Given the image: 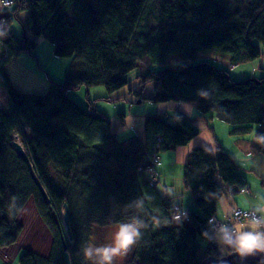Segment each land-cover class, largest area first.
<instances>
[{"label":"trees","instance_id":"obj_1","mask_svg":"<svg viewBox=\"0 0 264 264\" xmlns=\"http://www.w3.org/2000/svg\"><path fill=\"white\" fill-rule=\"evenodd\" d=\"M13 1L0 16L6 55L0 61V85L9 97L8 111L0 108V247L18 240L23 229L19 220L32 200L51 245L47 256L26 249L21 264H67L68 250L72 264H86L81 211L91 231L137 225L135 242L122 251L124 264H202L208 257H222L216 244L206 248L209 220L221 198L247 188L238 161L222 149L211 154L194 148L183 185L194 195L195 209L171 205L173 198L161 194L159 177L149 169L161 152L192 143L199 135L194 120L180 110L165 109L146 118L144 138L120 141L115 118L101 112L95 101L192 103L203 117L225 121L240 134L259 125L251 147L264 155V76L234 80L227 70L198 56L199 51L232 55L233 67L261 58L264 0ZM26 11L28 17L20 21ZM15 21L27 38L10 32ZM39 37L54 43L55 55L72 59L75 66L65 82H51L46 93L27 94L12 84L3 64L22 52L33 54ZM145 56L160 70L150 69L130 83L128 76ZM150 83L152 95L144 91ZM82 87L89 90L88 108L69 96ZM93 87L108 94L92 100ZM117 116L125 125L126 115ZM17 134L47 199L17 155ZM66 205L73 242L63 223ZM176 207L183 214L180 219ZM227 247L234 252V244Z\"/></svg>","mask_w":264,"mask_h":264},{"label":"rangeland","instance_id":"obj_2","mask_svg":"<svg viewBox=\"0 0 264 264\" xmlns=\"http://www.w3.org/2000/svg\"><path fill=\"white\" fill-rule=\"evenodd\" d=\"M5 8L8 7H3L2 6V1L0 0V9L4 10ZM8 9H5L4 12H7ZM28 17V12H23L20 15V21H25L26 18ZM32 26L33 24L30 23ZM10 32L12 34H17L19 35V38H25V32L22 24L19 21H15V23L11 26ZM14 34V35H15ZM26 34L29 35V37H32L34 34L31 32L30 29L26 31ZM39 45L35 51H33V54L27 52H22L21 53V63L22 66L27 69V71L31 72L32 77L37 81V87L34 88H24L25 93H46L48 89H50V83H58L61 84L65 82L68 71L70 70L72 64L66 63L68 59L64 58H58L55 55L54 49L55 45L54 43L50 41H46L42 37L38 38ZM4 43H0V61L1 63L3 62L5 58V54L3 53V48L2 46ZM5 46V45H4ZM53 48V49H52ZM262 49V57L256 60H253L252 62H241L236 64L235 67L231 65L232 62V55H228L225 53H216L214 51H199L198 56L199 60H210L211 63H213L216 66L221 67L224 70H227L229 72V75L234 79L238 81H242L244 79H249V78H262L264 76V48L261 47ZM51 49V51H50ZM40 54V56H39ZM5 55V56H4ZM176 57V55H174ZM41 57V58H40ZM171 57V56H170ZM27 58V59H25ZM23 59L25 60L23 61ZM144 60L140 62L139 67L135 69L134 72H132L128 76V81L130 83L134 82L137 76L139 74H146L148 70L153 69V70H160L161 66H154L151 65L152 63L150 62V59H148L147 56L143 58ZM66 60V61H65ZM72 60V59H71ZM174 61V60H173ZM10 61L6 60V62L3 64V67L7 65ZM20 63V64H21ZM75 66V63L73 64V67ZM151 67V68H150ZM53 69L60 75H56L54 73L55 79H51L48 77V70L47 69ZM22 70V67L17 64L16 71ZM72 70V69H71ZM75 73H78L75 71ZM48 85V89L44 88V85ZM139 84L134 85L135 88H137ZM145 94L152 95L154 94L155 90L153 88V84H148L144 88ZM128 91H126L127 93ZM4 95L6 96V91L4 90ZM90 98L94 100V97L101 95V94H108L105 88L103 87H93L90 89ZM102 95V96H104ZM69 96L73 98L78 104H80L82 107L84 106L85 108H88L89 104L87 101V96H89V90L86 87H82V89L77 90V91H72L69 93ZM9 102V98L6 101V103ZM95 104L99 106V110L103 113L109 114L111 117H114L116 121H114L113 127L115 132H117L118 139L120 141L126 140L128 137L131 136H141L144 138L145 133V120L148 116L150 117H155L158 115L159 112H162L161 109L159 108L160 105H164L166 107V104L162 103H157L154 101H151L149 99L146 100V102L143 103H136L132 104L130 102H124V101H118L115 103H110L106 100H96ZM164 107V108H165ZM197 108V107H196ZM198 110V109H197ZM118 112H122L126 115L125 118V125H122L120 121V116L118 115ZM200 112V111H199ZM171 113V112H170ZM117 117V118H116ZM168 118V117H167ZM209 120L211 118H208ZM217 119V118H215ZM218 122H216V128L218 131H215V135L220 141V144L223 148V151L231 155L234 160L238 161V163L241 164V166L247 170L240 171L243 176L245 177L246 182L249 184V188H251V191L249 189H245L243 192L237 193L234 197H245L247 200H250L253 204H256L257 207H260L259 203H264V184L261 179H256V177L253 174H250V169L253 165L252 162L248 161V158L253 159L252 157H249L248 153L245 151L244 148L247 144L251 143L253 140L255 141V135L256 132L259 130V125H253V129L250 130V132H245L243 134L236 133L234 131L235 126H231L230 124L226 123L225 121H221L220 119H217ZM210 125L212 126L213 122H209ZM193 125L196 127V122L193 121ZM221 126H225V129H222ZM21 128H20V133H21ZM213 130V129H212ZM199 131V130H198ZM200 132V131H199ZM200 134V133H199ZM198 138V137H197ZM237 138H242L244 141L242 142L244 148L242 150H239V146L237 145V142L235 144V139ZM196 139V138H194ZM250 140V142L246 140ZM20 142L22 141L19 140ZM240 143V142H239ZM189 145V144H188ZM187 145V146H188ZM176 148H172L171 151L167 152H161L160 155L163 157L165 160L164 162L171 163V160L173 157L176 155L175 153ZM240 152V153H239ZM169 154L171 155L169 157ZM240 155H243V158H239ZM264 156V155H263ZM186 165V164H185ZM185 168V167H184ZM242 168V169H243ZM256 172V171H253ZM173 173H176V168H174ZM182 184V182H181ZM174 185V189L176 190V195H174V198L171 201V205H173L175 202L174 200L179 199L182 197V194L180 192L181 186L179 185V182H176ZM164 190V186H160L159 191L162 192ZM173 191V190H172ZM171 193V191H170ZM162 194V193H161ZM193 205V202L190 203V205ZM195 206V205H193ZM63 212V211H62ZM82 213V222H83V231L85 232V238L83 242L85 243L83 248L92 246L94 248H103V247H108L112 245L113 243V237L115 233L117 232V228L115 226H110V228L104 230V231H98L94 230L91 231L88 229L87 226V221L84 215V212L81 211ZM21 216L19 223L23 225V229L21 233L19 234V238L17 241H15L14 244L0 247V264H21V255L27 250H31L36 254H40L42 256H47V253L49 252V247H50V240H51V235L49 234L47 228L41 222L39 221L38 213L35 207V203H33L32 200L28 201V204L26 205L23 213ZM64 214V212H63ZM69 241L73 242V240L70 239ZM218 241L220 251L223 256L227 255L226 253L229 250V247L224 242H221L220 239L217 237L216 242ZM208 243V241H207ZM206 243V245H207ZM82 248V251H83ZM69 253V250H68ZM123 252L121 251L118 255L113 257L112 264H124V256ZM99 257L96 256L95 254L91 258V260H85L86 264H97V261H99Z\"/></svg>","mask_w":264,"mask_h":264},{"label":"crops","instance_id":"obj_3","mask_svg":"<svg viewBox=\"0 0 264 264\" xmlns=\"http://www.w3.org/2000/svg\"><path fill=\"white\" fill-rule=\"evenodd\" d=\"M4 10L0 9V16L4 15V13H5ZM14 36L19 38V35H17V34H15ZM50 51H51V49H50ZM39 56H40V54H39ZM20 59L22 60L21 56L17 60L7 63V65L3 67V70L6 74V76H8L10 78L12 84L16 88H19L21 90H24V88H29V87H31V88L37 87L38 86L37 81L34 79V77H32L31 72L27 71V69H25L22 66ZM25 59H27V58H25ZM25 59H23V61ZM71 61L72 60L70 59L66 63H70V65H71L72 64ZM25 62H27V60H25ZM17 64H19L22 67L21 71L20 70L16 71ZM53 69L52 70L50 68L47 69L48 70L47 74H48L49 78L54 80L55 79L54 73H56V75H60V74L57 73ZM48 87L49 86L47 84L44 85V88H46V90L48 89ZM4 90H5L4 87H2L0 85V108H3L4 110L8 111L9 102L6 103V101L8 100L9 97L7 96V94H6V96L4 95L5 94ZM102 95H104V94H101L98 96H102ZM164 107H165L164 105H160V107H159L162 112H164L165 109H167V110L172 109L174 111L180 110L181 112L186 114L188 118L193 119L194 122H196V126H197L198 130L200 131L199 132L200 134L197 136L198 138L196 137V139H193L192 143H190L188 146H181L179 148H176L175 149L176 155L171 160V163H169V161L164 162L165 160L163 159V157H161V155L159 156V165L156 167V173H157L156 175L159 177V184H161L160 186L161 187L164 186V190H162L161 193L163 195H166V196H169V197L175 199L174 195H176V190L174 189L173 184H175L176 182H179V185L182 187L180 192H181V194L183 192V194H182L181 198L174 200L175 203L173 205L180 204L181 206H183L185 208L190 207L191 209H195V206H193L192 204L190 205V203L193 202V198H194L193 196L194 195L185 188V185H183L184 167H185V164H187V162H188V160L192 154L191 153L192 150L196 147L205 148L211 154H217L219 152V149L223 150V148L220 144V141H218V139L215 135V132H214V130L218 131L216 128V122H218V120L215 119V117H212L210 120L207 117H203L202 112H199L200 110H197L196 106L192 103L189 104V103H184V102H179V103L170 102V103L166 104L165 108ZM162 112H159V113H162ZM210 121L213 122L212 126L209 123ZM218 123H220V122H218ZM221 125H220V127L222 129H225V126L224 125L221 126ZM234 132L235 131H233V133ZM236 133H238V132H236ZM243 141L244 140L242 138L235 139V144L237 142V145L240 148L239 150H242L244 148V146L242 144ZM246 141L250 142L249 139ZM252 142L247 144L244 148V152L246 151L248 153V155H250L249 157L253 158V159L248 158V161L253 163V165L251 167H249L250 169H252V171H250V174H253L256 177V179H261V181H263V184H264V156H263V154L255 153V151L252 150V147H251ZM165 152H167V151H165ZM171 155L169 154V157ZM242 156L243 155H240L239 158H243ZM238 164L240 165V171H242V170L246 171L247 170L248 167L246 169H244L240 163H238ZM174 168H176L175 174L173 173ZM253 171H256V172H253ZM181 182H182V184H181ZM247 189H249V191H251V188H249V184L247 185L246 190ZM244 190H242L241 192H243ZM170 191H171V193H170ZM234 196L235 195L230 194V195H226L225 197L221 198L217 203V209H216V213L214 216H217V218L222 220V221H226L229 217H231L232 212L237 208H241L244 210L253 209L258 214H260L261 216H264V203H259L260 207H257L256 204H253L250 200H247L245 197L235 198ZM243 230L244 231H251L252 229L249 225V227L245 226L243 228ZM218 238L220 239V237H218ZM216 239H215V241H216ZM216 245L219 247L218 241L216 242ZM219 250H220V247H219ZM226 254L229 255V250Z\"/></svg>","mask_w":264,"mask_h":264},{"label":"clouds","instance_id":"obj_4","mask_svg":"<svg viewBox=\"0 0 264 264\" xmlns=\"http://www.w3.org/2000/svg\"><path fill=\"white\" fill-rule=\"evenodd\" d=\"M264 226V216L260 220L253 218L250 221L251 231H244V225L234 226L235 241L229 235H225V240L229 246H233L234 251L241 256L249 255L254 252H264V233L256 231L257 228ZM226 232L225 229H221ZM137 238V225L121 224L113 237L112 245L103 248H94L92 246L83 248V255L87 260H91L95 254L100 259L97 264H112L113 257L121 251L126 250Z\"/></svg>","mask_w":264,"mask_h":264},{"label":"built area","instance_id":"obj_5","mask_svg":"<svg viewBox=\"0 0 264 264\" xmlns=\"http://www.w3.org/2000/svg\"><path fill=\"white\" fill-rule=\"evenodd\" d=\"M1 1H2L3 7L4 6L12 7L14 5L13 0H1ZM14 139H15V142H19L20 144L22 143L19 141L21 139H19L18 134L14 137ZM152 165L153 166H151L149 169V173L151 174V176L156 177V167L159 165V158L155 157L154 161L152 162ZM175 210L178 211L175 217L180 219V215H183L181 214V210L179 209V207H176ZM184 217L188 219L187 216H184ZM261 217L262 216L253 209L244 210L241 208L235 209L232 212L231 217H229L226 221H222L218 219L217 216H213L209 220V224L211 226V235L206 245V248L208 245H211L212 248H215L214 245L216 244L215 239L217 238V236L220 237V240L222 242H224L225 244H228L227 241L225 240L226 234L229 235L234 242L235 241V235H234L235 225L242 224L244 225V227L245 226L249 227L250 221L253 218H255L256 220H260ZM221 229H225L226 232H222ZM256 231L264 233V226L257 228Z\"/></svg>","mask_w":264,"mask_h":264},{"label":"water","instance_id":"obj_6","mask_svg":"<svg viewBox=\"0 0 264 264\" xmlns=\"http://www.w3.org/2000/svg\"><path fill=\"white\" fill-rule=\"evenodd\" d=\"M27 38V36L25 37ZM14 147L17 152L18 157L21 160H24L28 167L29 171H31L32 180L35 181L36 185L39 187V191L42 193L44 199L48 198L47 191L43 188L40 184V181L37 177L36 171L33 168V163L31 162L27 150H25L23 144L19 142H14ZM63 215V223H65V227L67 233H69L70 239H72V233L70 229V222H69V212L67 205L65 206V211ZM65 250H67V246L65 245ZM66 263L72 264L71 262V255L68 254L66 251ZM202 264H264V252H254L249 255L241 256L240 254L234 252L229 253V255L222 256V257H208Z\"/></svg>","mask_w":264,"mask_h":264}]
</instances>
